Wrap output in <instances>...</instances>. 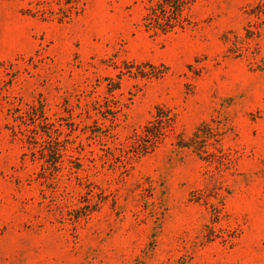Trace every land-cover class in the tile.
Returning <instances> with one entry per match:
<instances>
[{"label":"rangeland","instance_id":"374dc122","mask_svg":"<svg viewBox=\"0 0 264 264\" xmlns=\"http://www.w3.org/2000/svg\"><path fill=\"white\" fill-rule=\"evenodd\" d=\"M57 9L0 0V264H264V0Z\"/></svg>","mask_w":264,"mask_h":264},{"label":"trees","instance_id":"16d2710c","mask_svg":"<svg viewBox=\"0 0 264 264\" xmlns=\"http://www.w3.org/2000/svg\"><path fill=\"white\" fill-rule=\"evenodd\" d=\"M42 1V0H41ZM144 4L143 25L154 35H167L176 30H184L190 24L188 10L192 0H140ZM78 0H57L59 20L68 18L77 10ZM160 110L158 109L159 113ZM145 127L136 143L139 152H145L160 142L172 126L167 115L156 116L155 122Z\"/></svg>","mask_w":264,"mask_h":264}]
</instances>
